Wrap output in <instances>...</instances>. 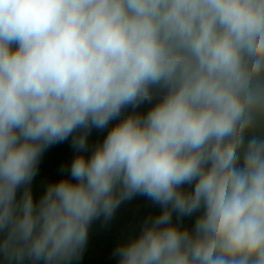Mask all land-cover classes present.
I'll list each match as a JSON object with an SVG mask.
<instances>
[{
  "label": "clouds",
  "instance_id": "9594fccd",
  "mask_svg": "<svg viewBox=\"0 0 264 264\" xmlns=\"http://www.w3.org/2000/svg\"><path fill=\"white\" fill-rule=\"evenodd\" d=\"M138 198L114 264H264V0H0V264Z\"/></svg>",
  "mask_w": 264,
  "mask_h": 264
},
{
  "label": "trees",
  "instance_id": "16d2710c",
  "mask_svg": "<svg viewBox=\"0 0 264 264\" xmlns=\"http://www.w3.org/2000/svg\"><path fill=\"white\" fill-rule=\"evenodd\" d=\"M70 158L71 153L66 146L55 149L46 160L44 171L54 178V166L57 161ZM148 211L153 209L148 207L142 198H138L118 211L117 218L110 229L101 230L94 226L83 264H114V261L110 259L112 247L127 230L134 226L136 220Z\"/></svg>",
  "mask_w": 264,
  "mask_h": 264
}]
</instances>
